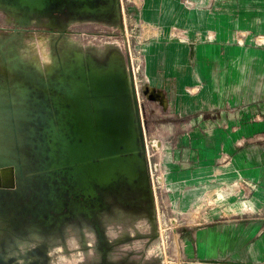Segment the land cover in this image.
<instances>
[{"label": "rangeland", "instance_id": "obj_1", "mask_svg": "<svg viewBox=\"0 0 264 264\" xmlns=\"http://www.w3.org/2000/svg\"><path fill=\"white\" fill-rule=\"evenodd\" d=\"M227 1L195 7L212 2L216 14ZM148 2L0 0V264H264V172L246 169L264 167V117L253 132L226 128L224 141L213 114L194 126L202 112L186 107L202 90L158 72L193 41L192 10L161 27ZM81 67L126 74L145 164L96 194L91 165L73 160ZM251 234L260 253L245 262L231 247Z\"/></svg>", "mask_w": 264, "mask_h": 264}, {"label": "crops", "instance_id": "obj_2", "mask_svg": "<svg viewBox=\"0 0 264 264\" xmlns=\"http://www.w3.org/2000/svg\"><path fill=\"white\" fill-rule=\"evenodd\" d=\"M212 2L199 6L203 8H187L192 10L194 17L190 29L202 31L204 38L181 41L166 63V69L158 72L161 76L165 72V75L181 80L179 90L185 92L187 87L202 90L186 108L202 112L194 119L196 127L211 120L209 116L213 114L216 118H211L218 126V140L224 141L226 128L233 127V131L243 132L250 127L253 132L254 126L264 117V52L262 46L256 43L264 36V0H229L227 5H212L217 8L216 14L210 13ZM147 4H152L162 13L153 21L161 27L177 25L185 10L181 0H149ZM197 10L206 13H202L201 24L200 14L195 15ZM203 139L204 135L196 142ZM246 169L252 175L264 172L260 164ZM261 179L264 180V176H258V184ZM241 204L234 206L237 208ZM237 228H242L239 223L235 225ZM251 236L246 244L242 237H236L235 245L231 247V253L234 252L238 259L241 258L238 255H245V262L254 261L253 255L260 253V249L251 245L253 234ZM211 260L208 258L201 262L194 259V263L211 264Z\"/></svg>", "mask_w": 264, "mask_h": 264}, {"label": "bare ground", "instance_id": "obj_3", "mask_svg": "<svg viewBox=\"0 0 264 264\" xmlns=\"http://www.w3.org/2000/svg\"><path fill=\"white\" fill-rule=\"evenodd\" d=\"M80 73L82 80L74 87L71 109L80 137L73 160L91 165L88 179L93 182L87 191L96 194V183L108 186L124 175L133 179L145 169V164L137 150L135 115L126 74L116 67L103 72L95 68L87 72L81 67ZM147 94L165 103L160 92L152 89ZM120 143L129 156L120 154Z\"/></svg>", "mask_w": 264, "mask_h": 264}, {"label": "built area", "instance_id": "obj_4", "mask_svg": "<svg viewBox=\"0 0 264 264\" xmlns=\"http://www.w3.org/2000/svg\"><path fill=\"white\" fill-rule=\"evenodd\" d=\"M182 4L185 8H194L195 7V0H181ZM193 34L195 35V38L198 40H203L204 36L203 34H200V32L195 33L193 30ZM184 41V40H182Z\"/></svg>", "mask_w": 264, "mask_h": 264}]
</instances>
